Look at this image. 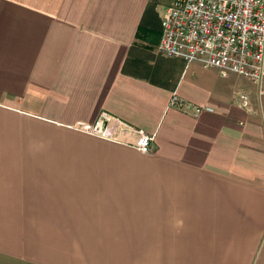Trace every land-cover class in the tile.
Returning a JSON list of instances; mask_svg holds the SVG:
<instances>
[{
	"label": "crops",
	"instance_id": "crops-1",
	"mask_svg": "<svg viewBox=\"0 0 264 264\" xmlns=\"http://www.w3.org/2000/svg\"><path fill=\"white\" fill-rule=\"evenodd\" d=\"M157 1L0 0V264H264L257 87L160 55Z\"/></svg>",
	"mask_w": 264,
	"mask_h": 264
},
{
	"label": "built area",
	"instance_id": "built-area-1",
	"mask_svg": "<svg viewBox=\"0 0 264 264\" xmlns=\"http://www.w3.org/2000/svg\"><path fill=\"white\" fill-rule=\"evenodd\" d=\"M160 55L199 63L223 77L237 75L257 87L264 106V0H173L161 17ZM249 111L248 96H240ZM170 107L197 116L211 109L194 106L176 93ZM107 137L97 126L87 129ZM134 147L143 154L154 149V136L138 132ZM264 191V187H263Z\"/></svg>",
	"mask_w": 264,
	"mask_h": 264
},
{
	"label": "rangeland",
	"instance_id": "rangeland-1",
	"mask_svg": "<svg viewBox=\"0 0 264 264\" xmlns=\"http://www.w3.org/2000/svg\"><path fill=\"white\" fill-rule=\"evenodd\" d=\"M158 5L155 9H153L149 14V19L152 20L151 25L153 28H158L160 26V19H161V13L166 8L167 5L172 3V0H158ZM152 40L155 41V36H150Z\"/></svg>",
	"mask_w": 264,
	"mask_h": 264
}]
</instances>
